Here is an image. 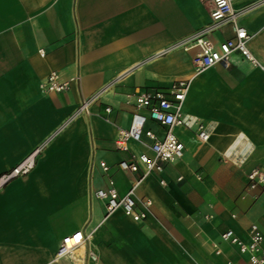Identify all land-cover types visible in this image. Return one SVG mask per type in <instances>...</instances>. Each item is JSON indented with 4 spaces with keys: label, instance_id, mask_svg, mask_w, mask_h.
Wrapping results in <instances>:
<instances>
[{
    "label": "crops",
    "instance_id": "1",
    "mask_svg": "<svg viewBox=\"0 0 264 264\" xmlns=\"http://www.w3.org/2000/svg\"><path fill=\"white\" fill-rule=\"evenodd\" d=\"M211 4L0 0V173L44 143L33 169L0 188V264H249L221 234L230 229L246 242L251 224L264 234V189L247 180L251 169L264 170V0L233 3L250 4L237 22L258 64L235 53L227 66L198 70L196 49L178 41L209 22ZM232 34L224 25L211 37ZM53 70L69 80L66 90L43 89ZM180 79L188 81L182 122L171 130L182 155L160 171L121 169L130 152L114 140L129 126L136 92ZM103 86L88 114L68 120ZM146 127L165 133L150 119ZM128 145L151 155L145 144ZM109 180L120 196L133 189L144 218L121 207L106 213L94 192ZM77 230L83 243L56 257L61 238Z\"/></svg>",
    "mask_w": 264,
    "mask_h": 264
},
{
    "label": "built area",
    "instance_id": "2",
    "mask_svg": "<svg viewBox=\"0 0 264 264\" xmlns=\"http://www.w3.org/2000/svg\"><path fill=\"white\" fill-rule=\"evenodd\" d=\"M234 1L212 0L209 22L178 41L187 50L196 49L192 56V62L198 70L217 63L227 66L231 63L235 53L240 54L253 64H258L247 45L251 34L237 22L239 12L246 9L250 4H246L242 8H235L233 6ZM224 25H230L233 34L220 42H215L211 34ZM68 85L69 80L63 78L58 70L51 71L42 83L43 89L47 92H61L66 90ZM187 85V80L180 79L173 81L166 88L152 87L136 92L134 96L135 110L131 115L129 126L128 128H119L118 135L114 140L117 149L130 152L128 158L119 161L118 165L121 169L137 171L142 166L144 172L160 171L162 162L173 160L182 155L183 143L172 132L171 128L173 125L182 122L181 104L185 97ZM106 88L107 86H103L90 95L83 96L68 120L82 114H88L90 106L99 100ZM105 110L109 111L110 108L107 106ZM149 119L165 128V133L161 138L152 129L146 127V122ZM198 136L202 140H206L208 133L199 127ZM144 138L149 139L150 142L147 144ZM129 139L147 145L151 155L145 152L130 151ZM43 148L44 143L35 146L15 165L1 172L0 188L12 179L29 173L35 166ZM99 165L103 170L108 169L104 161H100ZM247 180L250 188L261 187L264 189V170L251 169L247 173ZM109 184L108 188H99L94 192L97 198L104 200L106 213L121 207L134 220L145 217V212L137 208L133 189H129L123 196H120L112 186V180H109ZM146 203L149 204V200ZM221 238L236 244L240 252L248 253L249 264H264V245H262L264 234L256 224L249 226L248 241L246 242L234 235L230 229L224 231ZM83 240L84 237L80 230L66 234L57 246L56 257L72 255L73 251L83 243ZM229 264L234 263L229 262Z\"/></svg>",
    "mask_w": 264,
    "mask_h": 264
}]
</instances>
